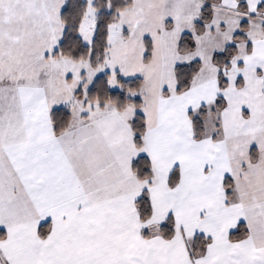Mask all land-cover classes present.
Instances as JSON below:
<instances>
[{
	"label": "snow or ice",
	"instance_id": "1",
	"mask_svg": "<svg viewBox=\"0 0 264 264\" xmlns=\"http://www.w3.org/2000/svg\"><path fill=\"white\" fill-rule=\"evenodd\" d=\"M0 264H264V0H0Z\"/></svg>",
	"mask_w": 264,
	"mask_h": 264
}]
</instances>
